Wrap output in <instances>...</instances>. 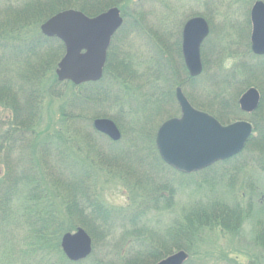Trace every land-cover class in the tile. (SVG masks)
Here are the masks:
<instances>
[{"label":"trees","instance_id":"trees-1","mask_svg":"<svg viewBox=\"0 0 264 264\" xmlns=\"http://www.w3.org/2000/svg\"><path fill=\"white\" fill-rule=\"evenodd\" d=\"M12 1L0 0V12L5 11L4 7L8 10L22 7L21 12H17L30 19L25 17L27 20L21 21L18 15L10 18V14H0V107L9 116L1 120L4 125L0 124V163L5 166L4 175L0 176V231L24 235L22 248H12L3 259L5 264H15L18 259L16 264H156L179 250L189 254L184 264H204L216 254L213 236L221 231L235 236L247 220L256 221L253 245L264 249V221L255 219L253 214L255 193L244 207L241 200L246 193L237 191L238 185L244 186L239 176L247 178V167L264 172V97L254 113V131L245 147L250 150L251 158L239 162L243 150L193 173L177 171L162 160L155 143L159 121L153 122L178 114V109L172 112L166 108L170 102H175L178 86L195 103L188 88L201 86L203 73L212 62L217 65L212 83H222L225 92L232 85L234 95L231 97L229 92L222 91V95L217 93L208 98L221 108L219 115L208 105L197 107L216 115L220 121L224 120L230 103L234 115L241 114L238 98L245 87L252 84L250 80L255 73H264V56L253 54L249 42L244 51L228 43L211 42L207 46L209 35L201 49L203 73L191 77L181 52V34L171 43L164 41L162 32L161 36L156 34L159 41L153 49L154 54L149 53L144 59L138 53L116 50L114 41L130 12V0H124L119 3L124 24L112 40L102 78L80 85L59 82L55 67L64 54L63 42L28 28L32 22L40 25L60 8L42 13L44 3L40 0L23 2V6H11ZM221 1L202 2L206 4L204 17L210 25L212 23L210 34L215 29L209 12L222 11L225 0ZM226 1L238 9L244 8L246 23L250 26L251 6L257 0ZM80 8L87 11L85 7ZM31 10L37 11L34 17L33 12L32 15L27 13ZM191 10H195L194 7ZM230 10L233 12V9L227 11ZM226 12L224 18H227ZM231 24L235 25L233 20ZM238 30L243 31L239 27ZM237 55L242 59L231 65V73L223 74L222 63ZM112 65L117 68L113 70ZM241 73L245 76L240 80ZM112 81L121 91L110 89ZM107 101L116 104L120 113L108 118L126 127L119 141H112L93 126L96 118L107 114L99 109ZM148 118L152 126L144 123ZM45 132L49 135L43 137ZM103 137L108 139L109 148ZM142 142L150 145H141ZM149 157L154 159L152 164L147 161ZM152 165L154 170H151ZM211 171L213 176L205 177ZM104 172H121L126 184L135 190L136 199L130 194L128 205L123 207L103 203L100 195L101 173ZM197 176L203 179H195ZM225 178V192L220 194L214 187ZM251 183V190L259 192ZM177 187L204 192L206 198H198L192 207H183L182 213L176 215L166 230L160 231L162 229L152 226L147 218L151 213L161 215L173 209ZM210 192H213L211 196ZM77 227H83L90 234L93 251L86 259L71 261L64 255L60 241L63 233ZM98 241L108 249L104 256L96 249ZM125 245L128 248L123 253ZM248 253L245 254L258 262L257 255Z\"/></svg>","mask_w":264,"mask_h":264},{"label":"rangeland","instance_id":"rangeland-1","mask_svg":"<svg viewBox=\"0 0 264 264\" xmlns=\"http://www.w3.org/2000/svg\"><path fill=\"white\" fill-rule=\"evenodd\" d=\"M30 1L35 2V0H21V2H17V0L16 1L13 0L11 6H16V5L23 6V2L26 3ZM121 1H124V0H40L39 2L44 3L43 4L44 6L42 7L43 8L42 13H48L52 10H57L60 8L54 14L62 10H66V9H76V10H81L88 16H96L99 13H102L111 7L120 8L119 3ZM203 1L204 0H143V1L137 2L135 0H130L128 2V6L130 7L129 15L127 16L125 20V25L123 29L117 34V39H115L114 41L116 50L121 49L123 51L132 53V54L138 53L139 55L142 56L141 57L142 59L148 58L149 53H151V55L154 54L153 49L157 45L156 42L159 41L156 37V34L160 35V32H162L164 35V38L166 39L164 41L168 40V42L171 43L174 39H178L180 37V34H182L181 30L183 28L185 21L188 20L190 17H192L193 14H198L204 17V14H206L205 13L206 4L205 3L202 4ZM223 1L224 0H222L221 3ZM39 2H37L36 5H38ZM83 2H85V4H82ZM223 5L224 7L222 8V11L226 9L227 10L233 9V12L232 10L229 11L232 17L228 18L229 12L227 10H226L227 12L224 11L223 13L222 11L218 12L217 10H214L213 12H209L212 18L215 32L213 31L210 34V36H212L213 34L214 35L212 39L209 36L210 41L207 43V46L210 45L211 42H214L217 44H222V43L227 44L228 43L229 44L228 46L230 47L235 46L239 48L240 51H244L246 46H248V42H249V46L251 49L250 36H251L252 25L250 24V26H248L246 23L244 8L241 7L238 9L236 5H232L230 4L229 1H226V0L223 2ZM80 7H85L87 11H83ZM193 7L195 10H191L193 9ZM11 8L15 9L13 7ZM3 9H5V11L0 12V14L3 15V13L5 12L4 15L10 14L11 15L10 18L14 16L16 17V15H18V19H20L21 21H23L25 17L30 19V16H22L18 13V12H21L22 7L21 9H15V10H11V9L8 10V8L6 7H4ZM12 12H15V13H12ZM31 12L33 11L31 10L27 12L28 15L29 14L32 15ZM225 12H226L225 15L227 18H224ZM36 13L37 11L33 12L32 16L34 17ZM53 15H51L50 17H52ZM140 15H143V17L141 18ZM50 17L42 21L40 25L32 24L33 22L30 23L28 30L32 32H34L35 30H40L41 24H43ZM27 18L25 19L27 20ZM232 20H233V23H235V25L231 24ZM210 26H211L210 28L212 29V23ZM238 27L243 30L242 33L238 30ZM164 29L166 30L163 31ZM160 38H163V37H160ZM64 53H65V50H64ZM211 56L212 55H210L209 57ZM43 57L45 59L48 58L47 56H43ZM62 57L63 56L58 58L55 70ZM241 59L242 57L240 55L225 59L224 63H222L223 64L222 66L225 70L223 74L227 75L231 73V68H232L231 65L234 62H239ZM202 61H203V57H202ZM142 62L144 61L142 60ZM216 67L217 65H214V63L212 62V64L210 66L208 65V68L203 73V77L201 78V86H199L198 88H192V87L188 88L190 96L195 101V103L197 102L196 104L191 102V100L186 95L185 90L183 89L185 96L188 98V100L193 104V106L196 109L207 112L211 114L212 116H214L215 118H217L216 115H213L211 112L205 109L198 108L197 105L200 104L199 107L203 105H208L214 109L213 112L217 115H219V112L222 111L216 102L212 103L213 100L208 99V98H213L217 93L222 95V91L223 92L227 91L226 89L223 88L222 83L220 84L218 82L212 83L211 77H214V72L216 71ZM115 68H117V65L116 66L112 65V69L115 70ZM254 75L255 76L251 78L250 80L253 85L252 84L248 85L247 87H245L244 91H246L249 87H256L260 91L261 100H262V96L264 97V73L262 74L258 72V73H255ZM239 76H240L239 79L241 80L242 77L245 76V74L241 73ZM110 89H112V91L114 90L121 91L117 87V84L114 83L113 81L110 85ZM234 91H235V88H233V86L231 85V88L228 91L231 97L234 95ZM228 92H225V93L228 94ZM139 97L141 98V96ZM125 99H126V95L124 94V103H126ZM175 99H176V96H175ZM209 101L211 102V104H209ZM261 102H260L259 107L261 106ZM124 103L122 105H124ZM229 105H230L229 109L225 110V116L223 120L224 122L220 121L217 118L222 124L226 125V124H230L235 121H238V120H247L251 122L253 125L252 119L256 118L255 117L256 115L254 113L259 109V107L257 108L256 111L252 113H244L241 111L240 112L241 114L236 113L234 115V110L231 107V103ZM125 106L127 108V104H125ZM166 108L167 110H170L172 112H175L178 109L177 110L178 114L176 116L180 115V107L177 102V99L175 100V102H170V104H168ZM263 108H264V102H263ZM99 109L103 110V113H107V114H104L105 115L104 117L100 116L101 118H108L112 116L115 117V116L120 115L119 107L116 104H114L112 101L104 102V104H102ZM6 112L7 111L3 110V107L2 108L0 107V121L1 120L5 121L8 119L9 116H8V113ZM229 116L231 118H229ZM121 119L124 122L125 119L123 117ZM167 119L168 118H157L156 120L154 119L153 122L154 124H156V122L159 121L157 125L159 128L160 125ZM148 120L149 118L144 121V123H147L146 125L151 124V123H148ZM4 121L3 122L1 121L0 124L4 125ZM118 127L122 134L121 137L122 136L124 137L126 127L124 125L122 127L118 125ZM4 129L5 127H3V130ZM253 131H254V126H253ZM48 135L49 134L47 132L43 133V137H46ZM103 139L105 140L103 141L105 142V146L109 148L111 145L109 144L108 139L106 137H103ZM141 145L149 146L150 144L147 142H142ZM245 147L243 150H245ZM249 151L250 150L246 149L243 152L244 154L238 159V161L240 162L244 159L251 158ZM153 160H154L153 157H149L147 161L152 164ZM120 168H121V165H120ZM154 169L155 167L152 165L151 170H154ZM4 172H5V166L2 163H0V176L4 175ZM212 173L213 171L208 172L206 174L208 176H205V177L211 178L213 176ZM101 174H102V178H101L102 188H101L100 197H101L102 202L105 203L107 206H116V207L127 206L130 200L129 199L130 194L134 195L133 191L135 190H133L130 185L126 184L125 180L123 179V174L121 172L119 173L104 172ZM245 176L247 177V178L245 177L246 178L245 180L241 179L242 177L239 176L240 183H242L244 186L243 187L239 185L237 186V189H238L237 191L242 190L244 193H246L245 199L241 200L242 205L244 207L247 206L248 205L247 199L253 196L252 193H255L254 201H255L256 206L254 208L255 210L253 211V214L255 216V219H260L264 221V172H261L260 170L256 168L247 167L245 169ZM198 178L201 180L203 179V176L195 177V179L197 180ZM222 181H223L222 183L214 187L215 190L218 191L220 194H223L225 192L224 183L226 184V178L223 179ZM123 182L125 185L123 184ZM251 182L254 183V186L258 188L259 192L257 191L253 192L251 190L252 188L249 186V184H252ZM205 187L203 188L205 189ZM191 190L192 189H189V188L177 187L176 191L178 192L176 193V199L174 202L173 209L170 210L169 212H164L161 215L160 213L159 214L151 213V215H149V217L147 218V219H150V223L152 224V226L158 225L157 228L162 229L160 231L166 230V228L171 224L173 219L176 218V215L182 213L181 210L183 207L185 208L192 207L194 203H197L200 198L202 197L206 198L204 197L205 195L204 192L196 193V192H192ZM212 193L213 192H210V196ZM214 193L216 192L214 191ZM133 199H136L135 195L133 196ZM156 220H159L160 222L156 223ZM252 223L250 220L243 222V226L241 230L235 236L229 234L226 231L218 232L217 236L214 235L213 241L215 242L214 246L216 249V254L214 256H210L207 259V263H204V264H264V249L255 247L253 245V239L255 238L257 226H256V221H254L253 224ZM75 230H71V231L69 230L66 232H73ZM119 233H117V235ZM163 234L164 233H162L161 235ZM23 236L24 235L22 232H18L17 234L16 233L11 234V233L0 231V264L6 263L5 260L3 259L9 255L12 248H14L15 250L22 248L23 246L22 237ZM97 244L98 245H96L97 247L96 249L100 252L102 256H104L103 254H105V252L108 250L107 247L101 241H98ZM127 248H128V245H125L123 247L124 250H122V252L125 253L127 251L126 250ZM246 252L247 253L249 252L248 254H251V255H257L258 262H256L254 258L248 257L245 254ZM18 261L19 259L17 260V262ZM17 262H15V264Z\"/></svg>","mask_w":264,"mask_h":264},{"label":"water","instance_id":"water-1","mask_svg":"<svg viewBox=\"0 0 264 264\" xmlns=\"http://www.w3.org/2000/svg\"><path fill=\"white\" fill-rule=\"evenodd\" d=\"M141 1V0H136ZM252 31L251 50L264 55V1L257 0L250 10ZM118 7H111L96 16H88L76 9L62 10L40 26L47 37H57L65 53L55 70L59 82L75 85L99 81L104 73L112 37L122 26ZM210 33V25L203 16L189 18L182 30V54L192 77L203 71L201 46ZM180 116L165 120L156 132V146L162 160L183 173H193L239 154L253 133L247 120L222 124L211 114L196 109L181 87L175 90ZM261 102L260 91L249 87L238 100L239 108L252 113ZM94 128L113 141L121 139V131L110 118H96ZM61 248L71 261H80L91 255L93 240L83 228L66 232L61 237ZM189 258L185 250L176 251L156 264H184Z\"/></svg>","mask_w":264,"mask_h":264},{"label":"flooded vegetation","instance_id":"flooded-vegetation-1","mask_svg":"<svg viewBox=\"0 0 264 264\" xmlns=\"http://www.w3.org/2000/svg\"><path fill=\"white\" fill-rule=\"evenodd\" d=\"M136 1V0H135ZM141 1H143V0H141ZM137 2H140V1H137ZM120 9V8H119ZM81 11V10H80ZM120 11H121V9H120ZM121 16H122V12H121ZM122 18H123V24H124V17L122 16ZM122 24V25H123ZM122 27V26H121ZM120 27V28H121ZM120 28L117 30V32L120 30ZM182 30H183V28H182ZM116 32V33H117ZM116 33L114 34V36L116 35ZM114 36L112 37V40H113V38H114ZM181 36H182V34H181ZM112 40H111V43H112ZM205 41V40H204ZM111 43H110V45H111ZM204 43V42H203ZM203 43H202V45H203ZM109 48H110V46H109ZM201 49H202V47H201ZM109 50V49H108ZM181 52H182V37H181ZM182 56H183V54H182ZM262 56H264V55H262ZM107 57H108V54H107ZM183 60H184V58H183ZM203 62V61H202ZM184 64H185V61H184ZM106 65V64H105ZM186 66V65H185ZM203 67H204V64H203ZM186 69H187V67H186ZM188 71V70H187ZM189 73V72H188ZM202 73H203V71H202ZM201 73V74H202ZM200 74V75H201ZM190 75V74H189ZM191 76V75H190ZM192 77V76H191ZM178 87H180V86H178ZM177 88V87H176ZM182 88V87H181ZM176 90V89H175ZM182 90H183V88H182ZM256 111V110H255Z\"/></svg>","mask_w":264,"mask_h":264}]
</instances>
